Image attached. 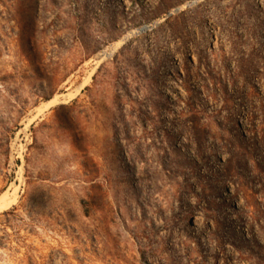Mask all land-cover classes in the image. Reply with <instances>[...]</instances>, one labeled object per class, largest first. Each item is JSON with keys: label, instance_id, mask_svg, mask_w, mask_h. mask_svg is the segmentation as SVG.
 Here are the masks:
<instances>
[{"label": "rangeland", "instance_id": "1", "mask_svg": "<svg viewBox=\"0 0 264 264\" xmlns=\"http://www.w3.org/2000/svg\"><path fill=\"white\" fill-rule=\"evenodd\" d=\"M14 190L0 264H264V0H0Z\"/></svg>", "mask_w": 264, "mask_h": 264}, {"label": "bare ground", "instance_id": "2", "mask_svg": "<svg viewBox=\"0 0 264 264\" xmlns=\"http://www.w3.org/2000/svg\"><path fill=\"white\" fill-rule=\"evenodd\" d=\"M74 93L71 92L68 95L65 94L66 96L64 95L63 96V99H69L71 96L74 95ZM71 99H72V97H71ZM60 101H61V98L54 97L53 99L47 101L46 103H44L43 105H41L39 107V109H38L39 113H42L43 111H46L47 108L49 109V107H51V106L59 103ZM17 197H18V192H16L15 190L12 193H8L7 192V193L2 194L0 196V211L5 210V209L11 207L15 203Z\"/></svg>", "mask_w": 264, "mask_h": 264}, {"label": "water", "instance_id": "3", "mask_svg": "<svg viewBox=\"0 0 264 264\" xmlns=\"http://www.w3.org/2000/svg\"><path fill=\"white\" fill-rule=\"evenodd\" d=\"M193 4H196V2H193Z\"/></svg>", "mask_w": 264, "mask_h": 264}]
</instances>
